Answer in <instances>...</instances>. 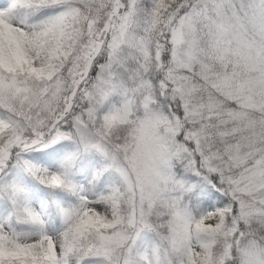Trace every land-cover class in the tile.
<instances>
[{
    "label": "snow or ice",
    "instance_id": "1",
    "mask_svg": "<svg viewBox=\"0 0 264 264\" xmlns=\"http://www.w3.org/2000/svg\"><path fill=\"white\" fill-rule=\"evenodd\" d=\"M0 264H264V0H0Z\"/></svg>",
    "mask_w": 264,
    "mask_h": 264
}]
</instances>
